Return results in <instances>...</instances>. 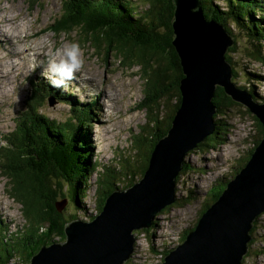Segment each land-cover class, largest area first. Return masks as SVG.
Returning <instances> with one entry per match:
<instances>
[{"label": "rangeland", "instance_id": "obj_1", "mask_svg": "<svg viewBox=\"0 0 264 264\" xmlns=\"http://www.w3.org/2000/svg\"><path fill=\"white\" fill-rule=\"evenodd\" d=\"M32 1H37V3L29 7L28 0H0V18L3 17L4 20L8 21V24L14 22L18 27V29L6 28L7 34L1 27L3 24L0 20V31L8 36L5 41H0L2 42L0 43V147L4 145L6 135H9L10 138L14 137L10 133L15 130L16 116L27 108L26 94L29 93L36 82H40V80L45 82L46 79L51 80L47 74L39 73V70L41 72V67L38 63L35 65L36 71H32L31 68L29 71L28 62L33 59L35 53L29 48L23 51L24 42L33 40L31 44L39 47V52L44 53L45 51L48 53L50 56L45 54L41 57V61L45 62H48L50 58H55V56L67 59L65 56L66 50L70 49L73 44L76 45V58L79 62L78 69L83 70V75L87 72V75H90L91 78L94 77L99 86L90 85L88 87L81 80L76 83L74 80L68 83L58 80L57 82L61 83L58 88L62 87L70 91L73 103L95 101L96 104H85L83 108H91L92 111L90 115H87L85 123L91 124L90 129H88L90 140L92 141L90 144L93 146L90 147V152L94 154L97 166L96 171L89 177L90 180L81 204L82 208L77 207L79 209L74 210L71 208L72 206L69 207L68 203L63 208H68L70 212H75L76 218L80 220H90L89 218L96 213L94 204L96 175L100 178V199L104 195L101 190L105 192L116 188L125 190L130 186V177L137 181L136 178L141 177L140 168L145 163L147 151L154 144L159 133L163 132L167 126L162 119L167 116L169 124H171L172 119H169V116L172 113V103L175 98L169 97L166 100L165 107H163L164 98L159 97L158 99V86L154 77L157 68L153 58L148 59L149 53L144 58H140L138 56L127 57L121 53V55H117L115 51H109L105 58V37L101 39V45L95 48L92 39L89 38L90 35L85 37V34L74 30L73 35L66 36L58 31L51 29V32L48 30L47 25L52 23L54 18L61 13V0ZM216 1L220 3L218 4L219 7L220 5L221 7L224 6L223 0ZM257 1V4H262L259 15L263 18L257 20L252 17V20L240 19L234 21L233 17H235L236 13L247 11L242 10L241 3H238L233 4L237 5V8L231 7L232 12L235 10L234 13H231L232 20L228 13L225 14L227 18L225 23L233 40L237 42L235 45L237 51H229V61L232 68H235L232 80L237 84L247 86L251 93L255 94V98H258L259 94H261L264 99V0ZM130 3L133 10H136L134 15L141 14L139 10H143L147 6L143 0H137L136 3L130 1ZM249 6L256 8L255 1L249 2ZM28 10H30V14H28ZM85 39L86 42H84ZM123 56L124 59L119 62V58H123ZM143 65L144 72L142 70ZM168 84L170 85V83ZM49 86L51 85L49 84ZM105 89L106 91H113L117 100L115 105L111 106L110 111L104 109V101L100 98L102 95L101 90ZM85 91L86 95L83 96L82 94ZM51 95L44 99V105L40 111L50 118L56 119L57 122H63L69 117L68 113L72 112V108H70L69 104L57 101V99H52L53 104H48L51 100ZM99 100L104 111L102 109L100 111L97 110ZM263 101L261 100V102ZM144 102H146L145 106H141V103ZM160 103L161 106L157 107ZM100 113L102 115H99ZM218 117L220 118V115ZM99 119L100 122L98 121ZM223 119L230 124L226 140L215 148L206 150L204 153L199 149L189 150L184 156V164L189 163L192 169H186L183 172L184 174L178 173L176 176V180H179V175H182L181 181L178 183L177 192L180 188L183 190L188 186L195 191L192 201L186 205H182L179 202L161 214L158 213L157 215L160 214V220L152 219V225H156L153 229L155 237L153 235L152 246L147 241L148 233L143 231L144 228L137 231L138 237L134 239L135 243L132 247L131 256L127 258L132 264L157 263L159 260L157 256H154L153 252L156 248L155 246L161 245L162 240L159 237L161 236L163 240H167L169 244L177 242L179 233L184 229L188 230L189 228L187 227L191 226V224L192 226L195 224L200 205L211 202L213 195L216 194L219 188L217 186L213 187L208 194L205 192L203 200L205 189H209V186L217 180H214L213 177L220 174L222 176L225 175L226 178L234 177L239 172L238 168L248 161L251 146L257 139L254 132L256 128L252 120V113L243 104L238 103L222 115V121L220 122H224ZM79 121L80 119L71 120L73 124L81 125L82 122ZM224 127V125H220L218 129L219 135L225 131ZM105 130L111 131L109 133L113 136V142L109 146L105 144L108 137H105L103 133ZM215 130L216 128L213 132ZM132 143L134 148L131 146ZM42 145L45 146V141ZM248 149V158L241 159ZM88 151L86 150L84 153H88ZM42 157L44 156L42 155ZM197 167L203 168L198 171ZM226 169L227 171L225 172ZM229 169L231 170L230 172H228ZM237 170L238 172H236ZM8 190L7 177L0 173V219L5 223L6 231L4 235L7 239L14 235L13 233L21 235L19 240L16 239V246L10 250V254L19 259L20 264L22 261L26 264L27 257L24 254L23 243H27V247L30 249L59 240L56 236L50 235L51 240L37 241L44 228L43 230L40 229L41 232L39 233L34 231L33 221L27 223L20 211V203L10 196ZM181 192L184 191L179 193ZM177 195L182 197L185 193L183 195L177 193ZM208 195L209 199H207ZM57 201H60L59 196L56 198ZM1 209L3 210L1 211ZM260 219L257 228L255 227L256 242L254 247L258 249L260 248L258 246L264 245V242H260L261 239L259 237L264 233V212L260 215ZM45 226L46 224L43 225V227ZM1 228H4V226L0 222ZM148 229L146 228V230ZM2 246L0 244V251ZM3 247L7 248V245ZM251 254L253 253L248 254L243 262L241 259L240 264H264V254L259 253L256 257ZM11 258L7 264H17L16 259Z\"/></svg>", "mask_w": 264, "mask_h": 264}, {"label": "trees", "instance_id": "obj_2", "mask_svg": "<svg viewBox=\"0 0 264 264\" xmlns=\"http://www.w3.org/2000/svg\"><path fill=\"white\" fill-rule=\"evenodd\" d=\"M130 1L137 2V0H61V13L58 17L54 18L52 23L47 25V27L50 31L52 29L63 33L66 36L73 35L72 33L74 30L78 31V33L85 34V37L90 35L89 38L92 39L95 48L101 45V39L105 37V58L109 51H115L117 55L123 54L127 57L138 56L140 58H144V56L149 53L150 55L148 56V59L153 58V61L156 63L155 67L157 68L154 77L158 86V99L159 97L164 98L163 107H165L166 100L169 99V97L172 99L175 98L172 103L173 110L169 116V119H171L180 99L178 88L179 80L184 75L178 55H176L175 48L171 44L172 28L170 21L173 16L172 0H143L147 6L143 10H139L141 13L139 15H134L136 10H133ZM223 1H225L226 5L223 7L220 5L219 7L218 4L220 3L216 0H200L204 15L208 18H215L221 22L225 28V21L227 19L225 14L228 13L232 20L231 13H234L235 10L232 12L231 7L237 6L233 4L241 3L240 6L242 10L248 11H240L236 13L235 17H233L234 21L240 19L252 20V17L257 20L263 18L259 15L260 9H262V4H257V0ZM251 1H255L256 8L249 6V2ZM36 3L37 1L34 2L28 0L29 7ZM28 11V14H30V10ZM254 27L256 28L255 25ZM227 31L230 32L229 30ZM84 42H86V39ZM233 48L234 46L229 47L225 53V57L229 63V51L234 52ZM124 56L123 58H119V62H122ZM142 70L144 72V65L142 66ZM234 71L235 68L233 67L232 75L234 74ZM168 83H170V85ZM40 84L41 83L36 82L34 87L28 94H26L25 99L27 108L16 116L15 130L10 133L14 137L10 138L9 135H6L4 145L0 147V173L7 177L9 183L8 193L13 199L20 203V211L24 219L27 223L33 221L34 231L39 233L41 232L40 229L43 230L44 228L41 235L47 234L48 238H50V235H54L59 242H63L65 240V234L63 231L64 224L71 219H75L77 215L74 214L75 212H70L68 208H62L59 211L58 207H56V198L57 196L60 197V200L65 198L69 207L72 206L71 208L74 210L82 208L81 204L90 180L89 177L96 171L97 166L94 155L90 152V147H92V145L90 144L91 140L88 129H90L91 124L85 123L87 115H90L92 111L91 108L84 109L83 105H90L92 103L94 105L96 103L95 101L73 103V100H69L70 108H72V112H69L71 116L63 120V122H57L56 119L50 118L40 111V108L44 104V99L53 93V90L47 87L49 86L48 83ZM238 86L247 88V86L244 85ZM55 90L56 89H54V91ZM64 94L65 93L62 92V88L60 87L54 95L58 101H62ZM252 95L254 97L255 94L252 93ZM262 97L263 96L259 94V98L264 100ZM212 102L216 107V111L213 114L216 123V130L193 149H199L203 153L210 148H215L226 140L227 133L230 130V124L224 119V122H220L222 121V115L239 103L225 95L222 88L219 86H216L214 90ZM145 104L146 102L141 103V106H145ZM158 106H161V103L158 104L157 107ZM219 115L220 118L218 117ZM72 119H80L82 126L80 124H73L71 122ZM162 120L168 127V117L166 116ZM252 120L256 128L254 132H256L255 137L257 138L251 146L254 148L262 136L263 128L254 116H252ZM220 125L225 126V131L222 132L221 135H219L218 132ZM166 129L167 128L157 136L154 144L149 148L145 163L143 164V167L140 168L141 176L147 167L149 153L152 151L155 143L159 140V137L164 136ZM44 141L45 146L42 145ZM131 146L134 148V144H131ZM249 149L243 154L241 159L247 157ZM86 150H89L88 153H84ZM42 155L44 157H42ZM186 169L191 170L192 168L189 163L184 164L183 161L179 173L184 172ZM197 169L199 171L202 168L197 167ZM230 171L231 170L228 172ZM181 176L182 175H179L178 177V183L181 181ZM225 177V175L222 176L221 174L217 179H224L226 183L229 178ZM130 181L129 185L131 186L134 183V179L130 178ZM95 182L94 204L96 207V213L93 214V216H91L92 214L90 215V220L100 212L105 199L109 193L113 191L109 190L105 192L104 190H101L104 195L103 198L100 199V178L98 175L95 177ZM224 185L222 186V183L214 182L211 187L209 186L210 190L214 186L219 187L211 201H214L218 197L224 189ZM180 191L184 192L179 193ZM207 191L208 189L206 188L203 192V200L204 193H207ZM178 193L181 195L185 193V196L179 198L174 204L179 202H181L182 205L186 203L188 204L190 200L192 201V197L195 195V191L190 189L189 186L185 187L183 190L180 188ZM209 204L210 203H207L203 207L200 205L199 213L201 214ZM172 206L173 205H169L167 209ZM257 217L253 220L251 229L249 230L252 237L256 236L253 233H255V227L259 223ZM0 222L2 223V219H0ZM44 224H46L45 227H43ZM153 225L148 227V230H146V228L143 230L145 233H148L147 241L150 246L153 245L151 241L153 240L154 235L153 229L156 226ZM5 231L6 228L0 229V244L3 246L7 245V248H4L3 246L1 247L0 264H7L11 257L15 258L10 254V250L15 248L16 241L21 237L20 234L13 233L14 235L7 239L4 235ZM134 236L137 237V233H135ZM259 237L261 241H264V235H260ZM159 239L162 240L161 245L155 246L156 248L154 249V252H157L158 254L153 252L154 256L157 257L166 251L163 255L165 256L168 250L171 249L170 246H172L173 243L177 244L178 242H172L169 244L167 240H163L160 237ZM252 242L253 240L251 238L248 241L247 246L249 247ZM23 247L25 256H28L27 263L31 254L36 253L41 246L38 245L29 249L27 243H23ZM263 251L264 245H262V248L259 249L258 252L254 251L253 254L258 255L259 253H263ZM249 253L250 251L248 249L244 258ZM244 258L242 259V262ZM21 264H24L23 261ZM123 264H132V262L127 259Z\"/></svg>", "mask_w": 264, "mask_h": 264}, {"label": "water", "instance_id": "obj_3", "mask_svg": "<svg viewBox=\"0 0 264 264\" xmlns=\"http://www.w3.org/2000/svg\"><path fill=\"white\" fill-rule=\"evenodd\" d=\"M171 44L184 77L179 80L180 107L166 134L153 146L139 180L114 189L91 219L64 224L65 240L41 245L27 264H123L134 233L151 225L155 214L175 201L174 179L185 154L215 129L212 102L216 86L253 113L262 136L248 161L200 216L184 240L158 264H240L253 219L264 211V101L232 81L225 57L236 41L224 26L204 16L200 0H172ZM52 104V102H48ZM67 200L56 202L60 211Z\"/></svg>", "mask_w": 264, "mask_h": 264}, {"label": "bare ground", "instance_id": "obj_4", "mask_svg": "<svg viewBox=\"0 0 264 264\" xmlns=\"http://www.w3.org/2000/svg\"><path fill=\"white\" fill-rule=\"evenodd\" d=\"M222 3L224 4V5H226L225 4V1H222ZM205 16V15H204ZM205 18H207V19H213V20H215V21H217V22H219L218 20H216L215 18H208V17H206L205 16ZM0 20L2 21V24H3V26H1L5 31H6V33L8 34V32H7V29H18V27H17V24H15L14 22H12V23H10V24H8L7 22V20H4L3 19V17L2 18H0ZM221 23V22H220ZM222 24V23H221ZM223 25V24H222ZM7 28V29H6ZM225 28V27H224ZM226 29V28H225ZM226 31H227V29H226ZM5 33V34H6ZM230 33V32H229ZM5 34H2V32L0 31V41H5V39L6 38H8V36H6ZM5 37V38H4ZM33 40H28V41H26V42H24V46L22 47V49H23V51L25 50V49H27V48H29L31 51H33L34 53H35V55L33 56V59L31 60V61H29L28 62V64H29V66H28V68H29V71H30V68H31V70L32 71H36V63H38L39 64V66L41 67V72H40V70H39V73H41V74H47L50 78H51V80H49V79H46L45 80V82H43V80H40V82H38V83H41L40 85H42V83H48V84H50L51 86H47L48 88H50V89H52L53 90V93H51L52 95L50 96V102H52V104H53V101H52V99H56L55 97V93H56V91H58V87H59V85H61V83L60 82H57L58 80H62L63 82L65 81V83H68V82H70V81H75V83L77 82V81H79V80H81V81H84V83H86L87 85L86 86H88V87H90V85L91 86H93V85H98L99 86V84L95 81V79H94V77L93 78H91V76L90 75H87V72H85L84 73V75L82 74V72H83V70H81V69H78V67L76 68H73L72 69V72H71V75L70 76H67V75H61L59 72H57V71H55L54 70V65H59L60 64V62H61V60H67L66 58L64 59V58H60V56H55V58H50L49 59V61L48 62H45V61H41V57L43 56V55H45V54H48V53H46L45 51H44V53L43 52H39V47H36L35 46V44H31V42H32ZM0 43H2V42H0ZM25 43H26V45H25ZM28 49V50H29ZM55 53V52H54ZM29 55H31V54H29ZM29 55H27V56H29ZM49 55V54H48ZM176 55H178L177 53H176ZM50 56V55H49ZM179 58V57H178ZM180 60V59H179ZM180 62V61H179ZM77 71V72H76ZM38 72V71H37ZM6 75V74H5ZM41 76V75H40ZM183 77H184V75H183ZM182 77V78H183ZM182 78H180V79H182ZM109 84H111V83H109ZM179 85H180V83H179ZM85 86V87H86ZM110 86V85H109ZM108 87V86H107ZM106 87V88H107ZM62 88V87H61ZM54 89H56L55 91H54ZM62 92H64L65 94L63 95V98H62V101L61 102H64V103H66V104H69V100H72L71 99V92L70 91H68L67 89H64V88H62ZM88 92V91H87ZM42 93V92H41ZM101 93H102V95H101V100L102 101H104V109L105 110H111V106L114 104L115 105V103H116V98H115V94H114V92L113 91H109V90H107L106 91V89L105 90H101ZM45 94V93H44ZM83 96H85L86 95V91H85V93L83 92V94H82ZM261 95V94H260ZM47 97H49V95L47 96ZM58 101V100H57ZM76 101V100H75ZM98 102V101H97ZM180 103H181V98L179 99V105H178V108L180 107ZM44 105V104H43ZM91 105V104H90ZM177 108V109H178ZM102 109V105H101V102H100V100H99V103H98V106H97V110H101ZM103 110V109H102ZM88 111V110H87ZM104 111V110H103ZM108 111V112H109ZM97 114V113H96ZM110 114V113H109ZM68 115L69 116H71L70 115V113H68ZM99 115H102V113H100ZM92 116V115H91ZM252 116H254V118L256 119V120H258V118L252 113ZM92 118V117H91ZM99 122H100V119L98 120ZM259 121V120H258ZM80 122V121H79ZM109 132H111V131H109V130H105L103 133H104V135H105V137L106 136H108L107 137V143H105L106 144V146L108 145L109 146V144H112V142H113V136L109 133ZM92 142V141H91ZM130 142H131V139H130ZM93 144V143H92ZM133 144V143H132ZM115 146V145H114ZM93 147V146H92ZM94 155V154H93ZM230 170V169H229ZM225 171H227V169L225 170ZM221 175V174H220ZM219 177V175L218 176H216V177H213L214 178V180H216L217 178ZM179 186H180V184H179ZM170 208V207H169ZM3 209H1V211H2ZM2 223H3V226H4V228H5V223L2 221ZM150 226H152V224L151 225H149L148 227H150ZM192 226V225H191ZM148 227H143V228H148ZM160 238H161V236H160ZM170 250H168V252H169ZM131 255V253L129 254V256ZM251 255H253V254H251ZM128 256V257H129ZM158 258V260H159V257H157ZM16 259V258H15ZM241 261V260H240ZM16 262H17V264H20L19 263V260H17L16 259ZM158 262H160V260L158 261ZM123 263H125V261L123 262Z\"/></svg>", "mask_w": 264, "mask_h": 264}, {"label": "clouds", "instance_id": "obj_5", "mask_svg": "<svg viewBox=\"0 0 264 264\" xmlns=\"http://www.w3.org/2000/svg\"><path fill=\"white\" fill-rule=\"evenodd\" d=\"M76 54H77V47H76V45L73 44V45L71 46V48L68 49V50H66V52H65V56L67 57V60H61V62H60L59 65H54V70L57 71V72H59L61 75H67V76H70V75H71V72H72V69L75 68V67H78V64H79V62H78V60H77V58H76ZM231 79H232V78H231ZM232 81H233V80H232ZM233 82H234V81H233ZM234 83H235V82H234ZM235 84H236V86L241 85V84H237V83H235ZM219 87H220V86H219ZM238 87H240V86H238ZM215 88H216V87H215ZM242 88H245V87H242ZM247 88H248V87H247ZM247 88H246V89H247ZM222 90H223V89H222ZM248 91L251 92L250 89H248ZM223 92H224V90H223ZM224 93H225V92H224ZM225 95H226V94H225ZM227 96H228V95H227ZM213 97H214V95H213ZM257 99H258V98H257ZM261 100H262V99H261ZM40 109H41V108H40ZM174 112H175V110H174ZM174 112H173V114H174ZM172 117H173V115H172ZM171 119H172V118H171ZM169 126H170V124H169ZM169 126H168V127H167V126L165 127V128H167L166 131H165V134H166V132H167ZM161 133H162V132H161ZM161 133H159V135H160ZM255 133H256V132H255ZM165 134H164V135H165ZM211 134H212V133H211ZM159 135H158V136H159ZM209 135H210V134H209ZM209 135H207V136H209ZM207 136H206V137H207ZM162 137H163V136H162ZM206 137H205V138H206ZM160 138H161V137H159V139H160ZM205 138H204V139H205ZM204 139H203V140H204ZM203 140H202V141H203ZM202 141H201V142H202ZM198 144H199V143H198ZM198 144H197V145H198ZM197 145H196V146H197ZM196 146H195L193 149H195ZM254 147H255V146H254ZM253 149H254V148H251V151H250L248 157L250 156V154H251V152L253 151ZM211 150H212V149H211ZM211 150H210V151H211ZM147 152H148V151H147ZM149 154H150V153H149ZM248 157H247V158H248ZM183 161H184V158H183ZM182 164H183V162H182ZM181 168H182V167H181ZM202 168H203V167H202ZM239 170H240V169H239ZM180 171H181V170H180ZM180 171H179V172H180ZM179 172H178V173H179ZM236 172H238V170H237ZM182 174H183V172H182ZM177 175H178V174H177ZM177 175H176V176H177ZM180 175H181V174H180ZM141 177H142V176H141ZM141 177H140V178H141ZM225 178H226V177H225ZM231 178H232V177H231ZM231 178H229V180H230ZM136 179L139 180V178H136ZM129 180H130V179H129ZM229 180H228V181H229ZM226 181H227V180H226ZM228 181H227V182H228ZM134 182H136V181H134ZM215 182L222 183V186H223L224 184H225L224 186H226V184H227V182L225 183V180H224V179H217ZM213 183H214V182H213ZM213 183H212V184H213ZM212 184H211V185H212ZM211 185H210V187H211ZM177 187H178V180L176 181V177H175V179H174V195H175V201H177V200H179V198H181V197H178V195H177V193H178V192H177ZM210 187H209V188H210ZM214 187H215V186H214ZM209 191H210V189H208L207 193H209ZM221 192H222V191H221ZM207 193H206V194H207ZM178 194H179V193H178ZM219 195H220V194H219ZM219 195H218V196H219ZM184 196H185V195H184ZM184 196H182V197H184ZM207 199H209V195H208ZM212 199H213V197H212ZM216 199H217V198H216ZM216 199H215V200H216ZM215 200H214V201H215ZM175 201H174V202H175ZM190 201H191V200H190ZM190 201H189V202H190ZM214 201H211V202H209V203L211 204V203H213ZM57 202H58V201H57ZM174 202L171 203L170 205H175L176 203L174 204ZM189 202H188V203H189ZM186 204H187V203H186ZM186 204H184V205H186ZM206 204H207V203H206ZM210 204H209V205H210ZM203 205H205V204H203ZM203 205H202V207H203ZM209 205H208V206H209ZM168 206H169V205L165 206V207H164L159 213L161 214L162 212L166 211ZM208 206H207V207H208ZM205 210H206V209H205ZM205 210H203V212H204ZM203 212H202V213H203ZM263 212H264V211H263ZM263 212H261L260 214H258V215H257L258 217L256 216L259 220H261V219H260V215H261ZM202 213H201V214L199 213L198 217L196 218L197 220H196L195 224H194L192 227H191V226H188L187 228H189V229H188V230L185 229V230H186L185 234H186L187 232L191 231L193 228H195V226H196V224H197V222H198L200 216L202 215ZM97 214H98V213H97ZM157 214H158V213H157ZM157 214H155V216H154V217H155V220H160V216H159L160 214H159V215H157ZM256 217H255V218H256ZM255 218H254V219H255ZM254 219H253V220H254ZM88 221H91V220H88ZM252 222H253V221H252ZM252 222H251V226H252ZM257 225H258V224H257ZM257 225H256V228H257ZM140 229H141V228H140ZM250 229H251V228H250ZM135 233H137V231H136ZM135 233H134V234H135ZM185 234H184L183 236H181V233H179V237H178V242H177V244H176V245H172V246H170V248H171L170 250H172L175 246H177L178 244H180V243L182 242V239L184 240V238H185ZM248 234H249V236H250V239L252 238L253 242H252L251 245L248 247L247 244H248V241H249L250 239L247 241V243H246V252L242 255L241 259L244 258V255L247 253L248 249H249L250 253H253L254 251L258 252V250L262 248V246H258V247H260L259 249L256 248V247H254V243L256 242V236H255V237H252V236L250 235L249 232H248ZM253 234H255V233H253ZM261 235H264V233L261 234ZM134 237H136V236H134ZM137 237H138V233H137ZM137 237H136V238H137ZM134 239H135V238H134ZM48 240H51V239L48 238V239L45 240V241H48ZM134 241H135V240H134ZM56 242H59V241H56ZM260 242H264V241H260ZM133 245H134V242H133ZM136 245H137V244H136ZM161 250H163V249H161ZM154 253H157V252H154ZM250 253H249V254H250ZM157 254H158V253H157ZM262 254H264V251H263ZM163 255H164V254L159 255V260H160V262H157V263H155V264L161 263V262L163 261V258H164ZM258 255H259V254H258ZM258 255H254V256L256 257V256H258ZM245 259H246V257H245ZM254 262H256V261H254ZM26 264H27V263H26ZM245 264H246V263H245Z\"/></svg>", "mask_w": 264, "mask_h": 264}, {"label": "flooded vegetation", "instance_id": "obj_6", "mask_svg": "<svg viewBox=\"0 0 264 264\" xmlns=\"http://www.w3.org/2000/svg\"><path fill=\"white\" fill-rule=\"evenodd\" d=\"M255 98V97H254ZM257 99V98H256ZM259 100H261L259 97H258ZM246 107V106H245ZM247 108V107H246ZM186 230L184 229L183 231H181V236H183L185 234ZM48 239V236L47 234H43V235H39L38 238H37V241H45V240Z\"/></svg>", "mask_w": 264, "mask_h": 264}]
</instances>
